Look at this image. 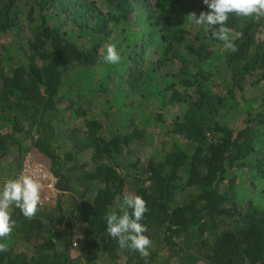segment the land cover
<instances>
[{
    "label": "trees",
    "instance_id": "obj_1",
    "mask_svg": "<svg viewBox=\"0 0 264 264\" xmlns=\"http://www.w3.org/2000/svg\"><path fill=\"white\" fill-rule=\"evenodd\" d=\"M201 11L202 0H0L2 175L29 155L57 189L31 218L13 207L0 264H264V18L229 14L240 36L226 52L189 22ZM109 43L118 64L103 58ZM175 106L169 148L126 159ZM123 193L146 202L148 257L106 231Z\"/></svg>",
    "mask_w": 264,
    "mask_h": 264
},
{
    "label": "clouds",
    "instance_id": "obj_2",
    "mask_svg": "<svg viewBox=\"0 0 264 264\" xmlns=\"http://www.w3.org/2000/svg\"><path fill=\"white\" fill-rule=\"evenodd\" d=\"M208 11L188 14L189 22L203 27L211 36L223 42V50L235 52L239 32H234L226 26L229 14L239 17L259 20L264 18V0H202ZM105 62L118 64L121 55L115 44L105 46ZM47 175L41 168H34L31 172H21L15 177L7 178L0 183V252L6 251V238L16 227L11 218V210L18 208L26 218L36 215L41 205V194ZM120 201L118 210H112L104 217L108 235L117 240L121 249H131L141 257L149 256L150 238L145 235L147 227L141 221L148 211L145 200L132 193L118 196Z\"/></svg>",
    "mask_w": 264,
    "mask_h": 264
},
{
    "label": "rangeland",
    "instance_id": "obj_3",
    "mask_svg": "<svg viewBox=\"0 0 264 264\" xmlns=\"http://www.w3.org/2000/svg\"><path fill=\"white\" fill-rule=\"evenodd\" d=\"M9 40L10 36L8 35H5L2 38V42H9ZM178 112L179 111L177 106L170 108L169 111L166 113L165 117L162 119V126L156 125L155 122H152L149 125L147 132L144 134L143 138L135 140L130 144V146L128 147V154L124 157L126 159H138L139 161H144L148 156L163 154L169 148V142L171 141L170 138L172 135L171 128L173 116L179 114ZM27 157L30 160L33 159L29 155ZM16 158L17 152L15 151L14 154L10 156L11 162L16 164ZM80 163L84 169H88L90 167L88 156H82ZM3 171L5 170L3 168H0V182L5 179V177L2 175ZM78 202L79 198L76 197L75 199H73L68 194H64V205L69 204L71 206H74L75 203L77 204ZM72 228L75 236L72 240V253L74 254V257H77L79 254L77 248V239L81 237L83 225L80 222L73 220ZM168 254V251L161 252V255L164 257H166ZM166 259L172 261V263H176L174 258H170L167 256ZM95 264L102 263L96 262Z\"/></svg>",
    "mask_w": 264,
    "mask_h": 264
},
{
    "label": "built area",
    "instance_id": "obj_4",
    "mask_svg": "<svg viewBox=\"0 0 264 264\" xmlns=\"http://www.w3.org/2000/svg\"><path fill=\"white\" fill-rule=\"evenodd\" d=\"M34 168H41L42 173L47 175V180L44 183V189L41 194L42 199L49 200L54 199L57 195V189L55 187L56 179L49 168L42 162L32 161L28 157L24 159L19 173L31 172Z\"/></svg>",
    "mask_w": 264,
    "mask_h": 264
}]
</instances>
